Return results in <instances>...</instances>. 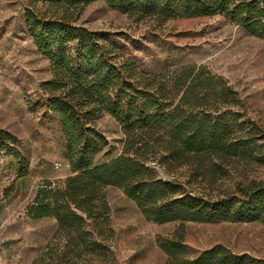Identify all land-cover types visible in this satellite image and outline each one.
I'll return each mask as SVG.
<instances>
[{
  "label": "trees",
  "instance_id": "obj_1",
  "mask_svg": "<svg viewBox=\"0 0 264 264\" xmlns=\"http://www.w3.org/2000/svg\"><path fill=\"white\" fill-rule=\"evenodd\" d=\"M43 2L46 10L38 8ZM97 0H32L26 17L38 49L52 63V77L43 85L50 111L59 119L70 157L72 174L63 186L39 191L30 215L53 216L75 255L82 252L108 262V245L98 236L110 219L105 187H122L146 219L158 223L180 221L172 237L160 240L166 264H264L248 252L236 253L223 244L189 258L184 245L187 221L253 222L264 224V180L240 182L217 198L183 190L162 178L150 162L173 169L187 165L192 175L215 182L234 161L264 166L260 132L247 128L234 115L212 107L209 98L228 104L238 100L233 86L195 65L165 74L143 72L137 63L78 24L86 7ZM113 8L142 20L163 23L170 18L230 13L245 29L264 37V0H104ZM113 115L125 135L124 151L96 163L108 145L96 121ZM264 138L263 136H261ZM15 137L0 126V157L19 161L18 173L27 174L28 162Z\"/></svg>",
  "mask_w": 264,
  "mask_h": 264
},
{
  "label": "rangeland",
  "instance_id": "obj_2",
  "mask_svg": "<svg viewBox=\"0 0 264 264\" xmlns=\"http://www.w3.org/2000/svg\"><path fill=\"white\" fill-rule=\"evenodd\" d=\"M32 3L0 0V126L13 134L28 162L27 174L21 176L14 156L3 153L0 157V264H166L168 255L160 240L172 237L182 223L146 219L122 187H105L111 215L98 238L109 247L107 263L88 252L75 255L55 217L30 215L48 182L63 186L72 174L59 119L47 106L48 96L42 88L52 77V63L35 44L26 17ZM37 6L46 10L41 1ZM77 23L114 44L145 73L165 74L195 65L224 79L238 100L222 104L209 98L210 105L260 132L258 142L264 150V37L248 32L232 14L170 18L159 23L150 17L139 20L97 0L86 7ZM96 124L108 140L96 157V163H104L124 151L125 135L110 113H104ZM159 167L181 189L207 198L232 191L240 182L264 180V166L254 162H232L227 174L215 182L193 176L187 165L170 169L159 163ZM183 224L189 258L218 244L264 258V224L260 221Z\"/></svg>",
  "mask_w": 264,
  "mask_h": 264
},
{
  "label": "water",
  "instance_id": "obj_3",
  "mask_svg": "<svg viewBox=\"0 0 264 264\" xmlns=\"http://www.w3.org/2000/svg\"><path fill=\"white\" fill-rule=\"evenodd\" d=\"M150 166L153 167V168H155L156 170H158L160 172V174H161V177L162 178H165V173H164L163 170L160 169L158 162H151L150 163Z\"/></svg>",
  "mask_w": 264,
  "mask_h": 264
}]
</instances>
